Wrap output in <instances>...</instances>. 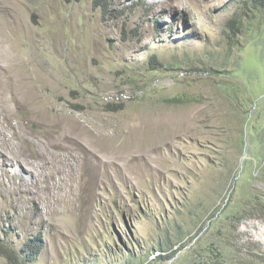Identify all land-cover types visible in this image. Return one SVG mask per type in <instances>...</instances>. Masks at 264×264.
<instances>
[{"label": "rangeland", "instance_id": "obj_1", "mask_svg": "<svg viewBox=\"0 0 264 264\" xmlns=\"http://www.w3.org/2000/svg\"><path fill=\"white\" fill-rule=\"evenodd\" d=\"M166 1L0 0V264H264V7Z\"/></svg>", "mask_w": 264, "mask_h": 264}, {"label": "bare ground", "instance_id": "obj_2", "mask_svg": "<svg viewBox=\"0 0 264 264\" xmlns=\"http://www.w3.org/2000/svg\"><path fill=\"white\" fill-rule=\"evenodd\" d=\"M181 1L182 0H169V2H167V1L166 2L169 4V6L172 9H176L177 10V9H180V2ZM153 5H156V4L153 3ZM18 12H19V10H18ZM21 13H23V12H21ZM33 34H35L34 31L33 32L32 31H30V32L29 31H26L24 33L22 32L19 37H18V34H17L16 36L10 38V40L12 41L11 47L14 49L13 50V53H14V56L13 57L17 61L21 62V64L22 63H32L35 60V58L37 57L36 53H34L35 39H33V38H35V37H34ZM57 37H59V35L56 32L54 34V42L52 41L53 42V47H57V44H58L57 42H61L62 46L63 47H66L64 45V43L62 42V39H57ZM25 40L28 42L27 44H24V41ZM37 62H38V60H37ZM1 68L2 69H5L4 67H1ZM18 91H19V89H18ZM1 111H2V109H1ZM15 131H16V129H14L13 135L14 134L15 135H18V133L15 132ZM7 141H8V138H7L6 132H0V193L4 189V185L3 184L5 183V176H7L9 178L10 182L13 183L12 185H15V189H20L21 188L20 187V182H22L21 180L24 179V178H26L24 175H22V171L20 169L19 170H16L11 175H7V170L5 168V165L8 164V163H11V165H15V166L19 165V166H22V164H24V163H27V164L29 163V160H28V158L26 156L23 157L22 155H20V154H18L16 152L15 153H12L11 152L12 153L11 154L12 156H7L8 155L7 151L6 150H2L3 146H6L7 145ZM17 152H19V151H17ZM34 172H35V168H34V165H32L31 170H29L28 176H30V177L33 176ZM18 193L20 194V192H18ZM14 198H16V197H14ZM261 233L264 234V229L261 230Z\"/></svg>", "mask_w": 264, "mask_h": 264}, {"label": "trees", "instance_id": "obj_3", "mask_svg": "<svg viewBox=\"0 0 264 264\" xmlns=\"http://www.w3.org/2000/svg\"><path fill=\"white\" fill-rule=\"evenodd\" d=\"M94 2L97 5H101L103 8H104V6L107 7V0H94ZM256 4H258V5L260 4L261 6L264 7V0H253L252 1V6L256 7L257 6ZM231 23L234 24L235 21L232 20ZM155 59H156V57L151 58V62L154 61ZM156 64L161 65L159 61Z\"/></svg>", "mask_w": 264, "mask_h": 264}]
</instances>
